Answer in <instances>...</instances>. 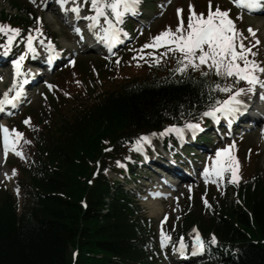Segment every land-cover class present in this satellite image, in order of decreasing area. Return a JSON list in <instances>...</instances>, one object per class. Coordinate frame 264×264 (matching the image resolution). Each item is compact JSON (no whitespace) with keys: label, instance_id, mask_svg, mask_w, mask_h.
Returning a JSON list of instances; mask_svg holds the SVG:
<instances>
[{"label":"trees","instance_id":"obj_1","mask_svg":"<svg viewBox=\"0 0 264 264\" xmlns=\"http://www.w3.org/2000/svg\"><path fill=\"white\" fill-rule=\"evenodd\" d=\"M14 6L17 15L0 11V19L25 30L36 20L32 9L16 0ZM102 68L85 91L27 112L34 123L23 144L28 158L17 173L27 193L18 213L9 190L0 191V264H162L153 222L104 171L125 161L130 139L197 119L222 97L214 86L224 80L174 84L149 74L119 82ZM203 196L187 202L179 232L198 225L208 239L217 237L230 259L197 264H264V174L240 185L233 207L223 197L205 196L208 207Z\"/></svg>","mask_w":264,"mask_h":264},{"label":"snow or ice","instance_id":"obj_2","mask_svg":"<svg viewBox=\"0 0 264 264\" xmlns=\"http://www.w3.org/2000/svg\"><path fill=\"white\" fill-rule=\"evenodd\" d=\"M33 3L36 0H32ZM71 2L72 7L68 8L66 5ZM170 2V0H169ZM57 3L61 6V11L64 13L71 12L77 19H86L90 23L88 28L93 31L96 39L104 43L109 51L114 45L121 42L120 35L122 29L117 25L124 23V18L127 15L135 16L138 12L141 0H82L85 5L90 4L93 15L81 17V3L77 0H57ZM233 3L241 8V10L254 11L258 7H264V0H233ZM183 9H177V15L179 17V24L175 31L170 27L158 36L153 38V43L145 45L144 47H161L165 45H171L168 51L178 54L177 68L175 71L180 74H185L188 69L193 71H201L202 75L207 76L208 71L214 72L218 77L227 81L231 79L232 84L225 83L223 86L220 83L215 84V89L228 94L224 100H216L213 105L209 107L207 111H204L202 117H211L214 121L219 122L223 117L231 122V118L235 117L241 109V105L244 101L240 99L241 95L245 93L246 89L243 87L237 88L236 85L243 81L249 87L248 92H253L257 85L264 89V80H261L257 73H264V67H262L255 59L249 57H255L256 52L252 51V48L260 44V40L256 37V31L249 27L248 32L255 40V44L246 46L244 44L243 33L240 32L235 21L230 17L228 10H221L219 7L212 9L211 0H209V9L207 15L204 13H197L193 5H189L188 22L185 27L184 19L182 16ZM103 19V23L101 20ZM106 25V26H105ZM39 35H42V30L37 28L35 30ZM74 31L78 34L82 32L79 27L74 28ZM21 29L13 28L10 25L0 24V34L7 36V45H5V53L7 55V49L12 45L17 36L20 35ZM126 35V33H125ZM35 37L31 34L27 37V49L29 52L36 54V49L33 45ZM44 43L43 40L40 41ZM47 50L49 52L54 51V45L51 41L47 44ZM166 54V53H165ZM27 53L19 56V58L12 61L14 68V83L9 91L3 94V98H0V112L5 110V106L16 107L17 103L21 99L23 94V85L28 83L27 74L23 72L22 66ZM51 60V56L49 57ZM158 62V61H157ZM70 63L75 64V60H71ZM203 68H207L208 71H204ZM20 77H24L20 80ZM2 79V77H0ZM79 83V82H77ZM49 85V88H52ZM235 89V90H233ZM14 92V95H10ZM264 99V95L261 96ZM11 114V113H9ZM25 123H30L26 120ZM185 128L190 130L193 134L199 130L200 124L198 123H186L184 128L171 126L166 128L163 133L175 132L180 138H183ZM0 130L3 133V151L5 157H7L9 151H12L17 156L23 158V154L18 150L19 140L23 137V133L16 129H9L0 125ZM152 135H157L153 133ZM150 144L151 140L149 136H141L136 140V151H143V145ZM235 148V144L229 145L227 148L219 149L215 153L213 164L209 168L204 169L205 182H218L222 179L225 173H230V182L238 183L241 177L239 172V161L233 154L232 150ZM123 167V165H121ZM215 177L216 179H212ZM205 205H208L207 200L204 201ZM167 219V218H165ZM170 236L161 232V244L167 246ZM205 241L200 237L197 232L193 243V254L201 252L205 248ZM210 245L217 243L215 235L208 241ZM187 245L183 242V238L180 240L179 251L183 255Z\"/></svg>","mask_w":264,"mask_h":264},{"label":"rangeland","instance_id":"obj_3","mask_svg":"<svg viewBox=\"0 0 264 264\" xmlns=\"http://www.w3.org/2000/svg\"><path fill=\"white\" fill-rule=\"evenodd\" d=\"M29 1L34 6V8H37V9L39 8V6H40V4L38 3L39 0H36L35 3H33L32 0H29ZM208 1L209 0H207L205 4L209 7ZM186 4L187 5L188 4L193 5V4H195V0H178V2L173 7H171V11L175 12L176 8L179 5L184 6L185 11H186V6H187ZM206 5L203 4L202 7H206ZM212 8H213V6H212ZM2 9H6L7 11L11 10L9 8V4H8L7 0H0V10H2ZM171 11H170V13H171ZM38 13L43 14L39 9H38ZM157 13H158L157 10L154 11L153 13L150 12L148 14V18L151 19L152 16L156 15ZM43 17L44 18H42V19H44V20L42 21L41 26L43 28H44V26L48 27L49 30H51L53 33H55V35H56L55 37L58 39L57 43H59V45L62 44L64 46H66V45L73 46V39L70 35L69 29H66L65 26H63L59 21H57L54 13H48L47 12L46 14H43ZM230 17L235 21L237 29L243 33V37H246V39L244 40V44L246 46H251V45L255 44V40L253 39V37L248 32L249 27H251L253 30L256 31V37L260 40V44L256 45V47L259 50V55H260L258 57V62L262 63V65H264V17L248 18L247 16H244L243 14L236 13V12L232 13L230 15ZM155 25H160V22L156 21ZM160 28H162V26L159 27V30H160ZM176 28H177L176 26H173L172 30L175 31ZM156 36H158V35L153 34L151 36V39L153 40V38ZM151 53L152 52H147V51L142 52L141 55H139V57L141 58V62H138V63L142 66H147V65L153 64L156 61V58H154V59L151 58L152 57ZM171 54L172 53H170L169 55H171ZM85 59L88 62V64H85L86 69H84V70H90L92 68L91 64H94V63H91L87 60V59H91L89 57H85ZM93 60H95V59H93ZM77 71H78L77 69H74V71H73L74 73L70 77V80H73L74 82H70L69 85L77 86V84H79V83H77L78 82L77 75L82 73V70H80L78 72ZM87 73H89V71H87ZM122 74L125 77L131 76V75L141 76L143 74V71L140 69H136L134 67H129V68L123 69ZM262 74H264V73H259L260 77H262ZM8 79H9V77L7 75H5L2 79H0V91L2 89H4L5 83L7 82ZM50 81L52 83H54V77L52 78V80L50 79ZM60 86L63 90H66V91L69 90V89H67L66 84H64V83H62ZM257 86H259V85H257ZM68 88H69V86H68ZM248 94H249V92L244 93L242 95L244 97H248L247 96ZM42 100H43V97L41 95H39V97L36 98V100L32 106L34 108H36L37 110L40 109L41 107H43L42 106ZM17 120H21V118H19ZM28 120L31 121V118L28 117ZM12 124L13 123L11 121L9 126L11 127ZM15 127L17 128V130L19 132L24 134V130L26 129V127H23L20 123H16ZM243 139H245V142L244 143L241 142V144L242 143L243 144L241 145L240 151H241V161L245 162V164H242V163L239 164L240 165L239 172H238L239 176H240L241 170H243L245 168H249V170L252 169L253 161H252V158L250 156H248L250 154L254 155V156H256V155L259 156V158H258L259 160H256L257 158H254L255 163H257V166L254 169H258L259 166L264 168V146L261 142L264 139V133L263 132H261L259 134L253 133L249 136H245ZM244 152L247 153L246 157L249 159L248 161H246L242 157V154ZM239 157H240V154H237L236 158L239 159ZM14 158H15L14 156H11L9 161L6 162V164H3V163L0 164V188L3 186H7L13 190L17 189L16 184L14 182V178L11 175V169L9 166L10 161H12ZM255 174H256V171H255L254 175ZM5 175H8V177L10 178V181H7L5 179ZM109 175L112 177H115L118 174L109 173ZM140 175H142V177H148L151 175V173L149 174L148 171H144ZM243 178H244V176L241 179H243ZM140 181H143L142 178H140L139 182ZM123 182L126 185V187L128 186V188L131 189L132 191L135 192V189H137L136 185L134 184V180H132V181L129 180V182H127V183H126V180H123ZM197 183L198 182L187 184L185 186L186 188H183L182 190H180L175 195V197H173L171 199V201H168V202H162L161 201V202H155L153 204H146L145 200L141 201V205L144 208L146 215L155 221V225H156V229H157V235H156L157 240H158V229H159L160 219L163 217L164 218L166 217L169 219V223L166 226L167 232H169V226H172L175 224V220L177 219L176 217L180 215V212H181L182 207H183L182 205L185 204L186 199L191 200L190 198H191L194 190L199 186H202V185L205 186L206 185V182L202 181V180L199 184H197ZM212 184H213L214 188L216 189V190L214 189L215 192H217L218 188L221 187V185H222L219 181L216 183H212ZM138 187H140V186H138ZM155 210H157V214L153 212ZM162 264H174V263H172L169 258L165 259V257H164Z\"/></svg>","mask_w":264,"mask_h":264},{"label":"bare ground","instance_id":"obj_4","mask_svg":"<svg viewBox=\"0 0 264 264\" xmlns=\"http://www.w3.org/2000/svg\"><path fill=\"white\" fill-rule=\"evenodd\" d=\"M4 126L7 127L6 124H5ZM153 212L157 214V210H155V211H153ZM158 213H159V212H158ZM159 215H160V214H159Z\"/></svg>","mask_w":264,"mask_h":264}]
</instances>
